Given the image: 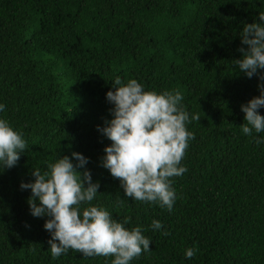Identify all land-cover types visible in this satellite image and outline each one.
Instances as JSON below:
<instances>
[{
    "label": "trees",
    "instance_id": "16d2710c",
    "mask_svg": "<svg viewBox=\"0 0 264 264\" xmlns=\"http://www.w3.org/2000/svg\"><path fill=\"white\" fill-rule=\"evenodd\" d=\"M262 12L264 0H0V118L28 145L0 171V264H111L72 250L53 258L50 217L31 215V189L20 187L60 156L76 164L73 152L99 182L91 206L130 217L125 227L151 240L130 264H264V132L241 130V105L260 95V81L235 65L243 26ZM117 76L183 96L195 138L187 171L171 178V211L127 197L101 164L111 141L98 126L112 118L106 93Z\"/></svg>",
    "mask_w": 264,
    "mask_h": 264
},
{
    "label": "clouds",
    "instance_id": "9594fccd",
    "mask_svg": "<svg viewBox=\"0 0 264 264\" xmlns=\"http://www.w3.org/2000/svg\"><path fill=\"white\" fill-rule=\"evenodd\" d=\"M259 20L261 23L243 26L241 43L247 48H239L242 55L235 60L239 71L248 78L258 76L260 81V95L241 105L246 121L241 130L246 135H252L253 130L264 132V116L258 112L264 107V72L259 71L264 70V12L259 13ZM113 85L115 90L106 93L107 100L114 105L110 110L112 118L105 121L104 127L98 126V131L111 141L104 147L101 164L121 182L127 197L159 203L171 211L176 200L171 178L187 171L181 162L188 142L195 138L186 127L189 114L180 103L183 96L178 90H145L136 79L122 83L119 76ZM3 109L0 104V111ZM200 118L191 117L196 121ZM256 142L264 143V138H257ZM27 147L22 134L0 118V171L15 166ZM71 155L76 164L69 156H60L44 173L33 169L34 181L20 184L22 190L31 189V215L50 217L44 228L51 233V256L57 258L72 250L84 256H112L111 264H130L143 252L151 251V240L140 227H125L130 217L119 222L105 208L91 206L99 182L92 180L87 169L82 173L78 170L87 163L86 157L78 152ZM151 227L161 229L162 224L153 220ZM196 252L195 247L187 248L185 257L191 259Z\"/></svg>",
    "mask_w": 264,
    "mask_h": 264
}]
</instances>
